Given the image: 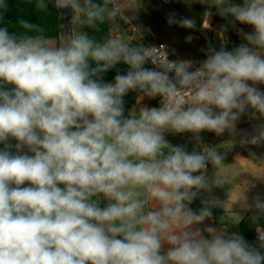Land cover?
I'll return each instance as SVG.
<instances>
[{
  "label": "clouds",
  "instance_id": "1",
  "mask_svg": "<svg viewBox=\"0 0 264 264\" xmlns=\"http://www.w3.org/2000/svg\"><path fill=\"white\" fill-rule=\"evenodd\" d=\"M24 2L70 20L54 44L38 23L7 21L0 0V264H264V199L249 205L254 243L206 224L219 203L213 189L225 183L208 165L226 153L189 151L166 135L228 132L264 146V123L236 129L242 116L264 118V0H186L205 6L203 29L214 15L227 21L222 31L251 28L237 29L245 42L231 50L209 41L198 65L170 59L165 44L98 39L102 25L125 17L120 0ZM167 23L197 26L175 11ZM121 63L126 72L106 82ZM130 92L159 106L126 116Z\"/></svg>",
  "mask_w": 264,
  "mask_h": 264
},
{
  "label": "rangeland",
  "instance_id": "2",
  "mask_svg": "<svg viewBox=\"0 0 264 264\" xmlns=\"http://www.w3.org/2000/svg\"><path fill=\"white\" fill-rule=\"evenodd\" d=\"M122 2L126 15L121 20L122 23H119L124 24L126 39L135 44L163 42L169 47L170 52L176 59L189 60L196 65L205 58L201 49L206 48L209 41L217 48L221 44H225L231 50L238 43L240 45L245 42L238 34L237 29L243 28L245 31H251L250 26L239 23L235 27L230 26L227 31H222L220 26L227 23V21L218 15L212 17L213 28L210 31L202 30L201 16L199 15L202 10H205V6L198 3L188 4L186 0H170V2H165V0H122ZM172 11H175L180 17L196 19V29L188 30L178 25H169L167 23V14ZM134 14H137V19L131 18ZM67 17L70 18V16ZM131 27H134L136 32L132 31ZM188 35L193 36V40L190 43L185 40ZM227 36L234 39L235 44L233 47L228 45ZM50 41L54 44L57 43L56 40ZM247 118L248 115L242 116L240 121L243 123ZM166 135L174 145L183 144L189 151L196 148L195 145L192 146L187 141L186 134ZM225 231L229 230L225 228Z\"/></svg>",
  "mask_w": 264,
  "mask_h": 264
},
{
  "label": "crops",
  "instance_id": "3",
  "mask_svg": "<svg viewBox=\"0 0 264 264\" xmlns=\"http://www.w3.org/2000/svg\"><path fill=\"white\" fill-rule=\"evenodd\" d=\"M120 3L123 6L122 0H120ZM118 20L115 34L126 37L124 24H120L123 18L118 17ZM125 23L127 24V22ZM60 39L61 37L56 40L57 43ZM258 87L264 91V85H258ZM153 101L154 99L140 96L134 110L141 106L151 107ZM259 123H264V118L257 120L248 116L243 123L240 120L237 121L236 129L240 133H251ZM185 136L188 139L187 141L192 146L195 145L197 150L207 148L216 149L222 154L226 153V158L221 165H211L208 168L209 176L218 175L225 180L222 187L213 189L212 195L219 200L214 208L230 216L234 223H239L248 212L254 210L249 208L254 198L257 196L264 198V182L257 180V175L264 172V146L245 145L241 142V135L234 136L228 132L216 136L214 133L205 131L201 133V139L199 140L193 138L191 134ZM167 139L169 140L168 137ZM207 195V193H201V196L197 199L201 201ZM205 223L225 230L211 220H206Z\"/></svg>",
  "mask_w": 264,
  "mask_h": 264
},
{
  "label": "trees",
  "instance_id": "4",
  "mask_svg": "<svg viewBox=\"0 0 264 264\" xmlns=\"http://www.w3.org/2000/svg\"><path fill=\"white\" fill-rule=\"evenodd\" d=\"M8 2L9 11L5 15V19L7 21L15 23L18 17L27 18L30 22L38 23L44 29L41 35L45 36L49 40H58L62 36L63 31H65L61 29L59 25L63 22L65 24H68V21L70 20V18L66 16L63 21L62 17H60L59 15V12H57V10L55 8H52L51 6L48 12H41L35 10L33 4L26 3L24 2V0H8ZM203 11L204 10L200 12L199 16H202ZM117 22L118 18L102 25L100 30L95 33L96 37L98 39H105L109 35H116L115 30ZM117 70H119V72L123 74L126 72L127 66L122 63L118 64L116 66V69L110 70L104 75L105 81H113ZM140 96L141 95H138L137 93L130 92L124 98L126 116L130 111L134 110L137 100ZM0 147L3 146L0 145ZM191 207L194 210L199 209L201 207V201L199 199H196ZM212 211L213 216L210 220L215 224L219 225L221 228H227L229 232L237 231L239 234L243 235L250 243H254L256 241L257 233L255 229L257 224L252 220V217L254 215H257V213H255V210L248 212L245 217L238 224H236L235 228L230 227V225L234 223L230 216H228L224 212L216 210L215 208H213ZM257 223L260 227L264 228V215L258 217Z\"/></svg>",
  "mask_w": 264,
  "mask_h": 264
},
{
  "label": "built area",
  "instance_id": "5",
  "mask_svg": "<svg viewBox=\"0 0 264 264\" xmlns=\"http://www.w3.org/2000/svg\"><path fill=\"white\" fill-rule=\"evenodd\" d=\"M202 28V27H201ZM213 28V23L210 21V28L208 29H203L202 30H205V31H210L211 29ZM131 30L136 32V29L134 27H131ZM206 37V36H205ZM207 38V37H206ZM160 44H165L163 42H153V43H146L145 45H155V46H159ZM166 45V44H165ZM168 50H169V47H168ZM169 58L170 59H173V60H176V58L172 55V53L170 52L169 50ZM147 67H153L150 63L148 65H146ZM153 106H156L158 107L159 106V98H155L154 101H153V104L151 105V107ZM211 166V164L208 165V168Z\"/></svg>",
  "mask_w": 264,
  "mask_h": 264
},
{
  "label": "water",
  "instance_id": "6",
  "mask_svg": "<svg viewBox=\"0 0 264 264\" xmlns=\"http://www.w3.org/2000/svg\"><path fill=\"white\" fill-rule=\"evenodd\" d=\"M227 42H228V45L230 46H234L235 42H234V39L230 36H227Z\"/></svg>",
  "mask_w": 264,
  "mask_h": 264
}]
</instances>
